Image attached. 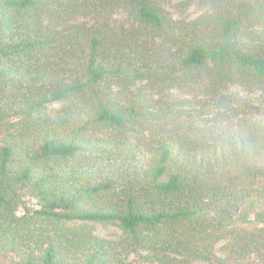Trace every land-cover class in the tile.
Masks as SVG:
<instances>
[{"label": "trees", "instance_id": "obj_1", "mask_svg": "<svg viewBox=\"0 0 264 264\" xmlns=\"http://www.w3.org/2000/svg\"><path fill=\"white\" fill-rule=\"evenodd\" d=\"M261 180L264 0H0V264H264Z\"/></svg>", "mask_w": 264, "mask_h": 264}, {"label": "rangeland", "instance_id": "obj_2", "mask_svg": "<svg viewBox=\"0 0 264 264\" xmlns=\"http://www.w3.org/2000/svg\"><path fill=\"white\" fill-rule=\"evenodd\" d=\"M201 9L200 6L198 7V5L196 4H191L188 9L184 12V16H191L192 18L197 17L198 15L201 14ZM254 186L252 188H260L262 186H264V180L258 181L256 183L253 184ZM98 233L101 236H105V237H112L115 236L116 233H118L117 230H115L114 228H102L99 227L98 228ZM196 264H207L204 262L199 261Z\"/></svg>", "mask_w": 264, "mask_h": 264}]
</instances>
